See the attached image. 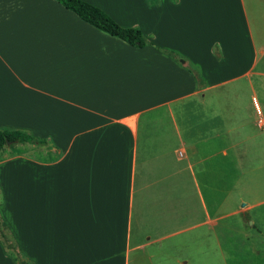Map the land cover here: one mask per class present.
Segmentation results:
<instances>
[{
    "label": "crops",
    "instance_id": "1",
    "mask_svg": "<svg viewBox=\"0 0 264 264\" xmlns=\"http://www.w3.org/2000/svg\"><path fill=\"white\" fill-rule=\"evenodd\" d=\"M84 1L145 45L0 0V129L33 137L0 152V221L26 262L206 264V223L233 214L264 237V199L219 215L264 168V0Z\"/></svg>",
    "mask_w": 264,
    "mask_h": 264
},
{
    "label": "rangeland",
    "instance_id": "2",
    "mask_svg": "<svg viewBox=\"0 0 264 264\" xmlns=\"http://www.w3.org/2000/svg\"><path fill=\"white\" fill-rule=\"evenodd\" d=\"M263 127L264 126H262V128ZM198 179L200 180V178ZM242 180L244 186L242 185L243 188L241 186L238 187L233 204H229L231 206L227 208H221L219 210V215L230 212L234 208L242 207V202L237 199L239 195L243 196V199L248 201V203H253L255 198H257V200L264 199V168L255 170L251 176H244ZM247 187H253L257 189L258 192L245 193L244 190L247 189ZM203 194L206 198L207 209L211 215H214L213 203H211L212 196L204 192ZM213 196L219 199L223 195L221 196V194L216 193L213 194ZM247 213L251 217L259 219L262 227H264V203L258 204L247 211ZM242 218L243 216L241 214L226 216L216 223L217 225L215 228L206 223V236L204 241L206 264H264V237H261L259 234L257 235L255 232H249L251 230L249 226L241 225ZM1 231L6 235L5 241L2 238L3 242H5V246L8 247L9 244H12L14 247V242L6 233L4 227L1 228ZM245 232L247 234L249 232V234L245 235ZM186 234L187 232L182 235ZM188 245L189 248H187V243L185 241L180 242V253H185L189 256V252L186 253V251H188L187 249L190 250L194 248L196 249L195 251L201 249L198 242H195V246H191V244Z\"/></svg>",
    "mask_w": 264,
    "mask_h": 264
},
{
    "label": "trees",
    "instance_id": "3",
    "mask_svg": "<svg viewBox=\"0 0 264 264\" xmlns=\"http://www.w3.org/2000/svg\"><path fill=\"white\" fill-rule=\"evenodd\" d=\"M57 1L60 2L67 9L76 13L84 21L92 24L93 26L99 28L104 32H107L108 34H111L113 36H116L124 40L130 45L141 47L146 43L144 35L140 29L135 27H123L119 25L102 9L89 2H86L84 0H57ZM32 140H33L32 136L20 130L0 129V152L7 144L6 143L7 141H9L10 143H18V142H27ZM2 227H4V224H2L0 221V238L1 239L3 238L5 241L6 235L4 232L1 231ZM4 243L5 242H3V244ZM7 248L12 252L14 258L19 261V264H28L15 242H14V247L12 246V244H9Z\"/></svg>",
    "mask_w": 264,
    "mask_h": 264
},
{
    "label": "water",
    "instance_id": "4",
    "mask_svg": "<svg viewBox=\"0 0 264 264\" xmlns=\"http://www.w3.org/2000/svg\"><path fill=\"white\" fill-rule=\"evenodd\" d=\"M6 143H7V144H10V142H9V141H7Z\"/></svg>",
    "mask_w": 264,
    "mask_h": 264
}]
</instances>
